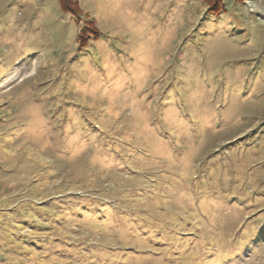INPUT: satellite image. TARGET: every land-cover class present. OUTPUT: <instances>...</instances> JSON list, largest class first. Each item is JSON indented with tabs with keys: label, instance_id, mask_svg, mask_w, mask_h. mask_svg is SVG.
<instances>
[{
	"label": "rangeland",
	"instance_id": "374dc122",
	"mask_svg": "<svg viewBox=\"0 0 264 264\" xmlns=\"http://www.w3.org/2000/svg\"><path fill=\"white\" fill-rule=\"evenodd\" d=\"M0 0V264H264V0Z\"/></svg>",
	"mask_w": 264,
	"mask_h": 264
},
{
	"label": "trees",
	"instance_id": "16d2710c",
	"mask_svg": "<svg viewBox=\"0 0 264 264\" xmlns=\"http://www.w3.org/2000/svg\"><path fill=\"white\" fill-rule=\"evenodd\" d=\"M209 4V8L218 10L219 5H222L221 0H206ZM60 5L64 11L74 12L77 1L76 0H59Z\"/></svg>",
	"mask_w": 264,
	"mask_h": 264
}]
</instances>
